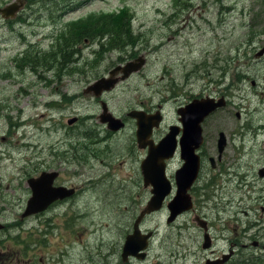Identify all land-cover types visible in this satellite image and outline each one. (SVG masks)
<instances>
[{"label": "rangeland", "instance_id": "374dc122", "mask_svg": "<svg viewBox=\"0 0 264 264\" xmlns=\"http://www.w3.org/2000/svg\"><path fill=\"white\" fill-rule=\"evenodd\" d=\"M15 1L0 0V8ZM26 1L23 12L13 20L12 28L8 20L0 18V195L5 200L0 201V210H6L5 218L14 217L15 203L20 202V206L26 201L23 172L34 174L36 167L46 165L45 160L47 165L70 161L66 172L61 168L60 171L81 187L79 180L87 177H76L73 172H87L90 167L80 168L87 161L101 171L99 162L111 160L115 183L108 187L109 180L103 183L101 178L93 177L100 183L93 187V197L88 194L84 197L86 203H93L95 198L101 203L98 210L93 209L95 227L92 229L90 225L89 228L94 230L95 240L92 238L90 242L114 241L119 233L131 230L149 196L133 182L132 172L139 171L138 162L121 157L124 149L128 152L132 148L134 124L130 122L114 136H105L106 141H111L109 153L104 142L93 145L92 156H88L85 163L75 161L76 150L71 147L77 142L103 138L106 130L97 120L101 112L99 103L85 92L96 87L99 81L120 78L121 72L115 76L110 74L118 66L113 67L114 63L142 51L148 55V60L141 72L128 80H118V86L101 99L114 116L121 118L131 110L140 109L139 103L144 110H160L164 118L155 132L160 138L168 126L176 122L177 106L186 103L191 94L199 90L209 96L227 94L225 108L207 121L206 130L203 128L205 133L208 131V139L214 140L215 132L219 131L230 138V148L225 155L228 167L223 176L227 194L207 192L205 204L202 209L196 206V211L214 223L229 221L227 229L217 232L219 238L221 235L234 239L254 236L252 225L257 219L248 208L256 203L248 201L247 197L249 187H253V197H262L259 201L264 204V179L256 181L254 176L258 165L264 164V55L255 56L264 47V0H179L176 8L171 0H86L81 7L72 10H60L64 0ZM121 9L123 13L119 12ZM112 12L117 13L110 18L113 26L121 24L119 18L127 20L132 33L140 36L138 44L130 41L118 50L113 48L116 46L113 42L110 49L97 50L103 41L108 46L110 34L105 29L92 30L94 42L83 40L76 47L78 52L72 55L73 68L78 69L76 73L54 65L51 70L47 65L35 70L27 64L21 66L20 59L28 44L47 52L54 49L57 37L62 42L76 33L68 26L58 36L55 31L63 29L65 24L88 15H94L91 21L95 22ZM54 56L59 61L58 55ZM220 80L224 84L218 87ZM134 114V111L129 112L128 118ZM73 118L76 120L70 124ZM104 153L107 157L99 156ZM133 155L142 157L139 151ZM168 163L167 170L172 173L182 161L176 156ZM124 171L130 173L126 175ZM103 194L110 195L106 199L102 197L103 200L96 197ZM237 198L241 202L232 203L229 208L226 203L231 205ZM238 207L246 209L247 216L239 212ZM255 208L259 212L260 207L253 206V210ZM80 209L83 210L82 206ZM167 215L164 207L145 216L140 224L142 231L154 232L146 264L203 263L201 243H192L189 256L186 247L179 245L192 236L200 241L195 227L183 229L193 216L187 212L167 224ZM128 219L130 222L126 223ZM177 227L182 228L180 234ZM221 246L225 249L227 245L222 243ZM174 255L178 258H173Z\"/></svg>", "mask_w": 264, "mask_h": 264}, {"label": "flooded vegetation", "instance_id": "af4514ba", "mask_svg": "<svg viewBox=\"0 0 264 264\" xmlns=\"http://www.w3.org/2000/svg\"><path fill=\"white\" fill-rule=\"evenodd\" d=\"M129 56H124L123 58H127ZM218 84H220V82ZM205 91H207V88ZM224 91L227 93V89ZM203 97L208 96L199 90L197 93L191 94L188 98H186V103L180 104L177 106V109L186 105L192 99H201ZM210 97L219 99L220 97H224V95L220 92L215 93ZM144 112L147 114L154 113L152 111ZM215 113L205 119L206 122L204 121L205 123L203 122L202 124L203 141L200 147L196 150V153L199 156L200 170L188 191L193 204V209L189 213L193 216V220L191 223L183 227V229L195 227L198 234H200V241H196L192 236L189 237V239L180 241L179 245L180 247H186L187 256H189L191 254L192 243H201L200 250L203 254V263L201 264H205L208 261H216L231 250H233L234 253L229 260V263L242 264L243 262H247L248 260L243 259L244 257L256 258L264 262V204H262V201H259L262 199V197H253V187H249L250 196H248L247 199L248 201L256 203L253 204V206L258 205L260 207V213L256 211L257 208L253 210V206L248 208L250 211L255 213L254 216L255 219H257L252 225L254 231L251 233L255 234L252 237L234 239L221 235L219 238L217 232H222L224 229H227L229 226V221H224L221 219L222 224L220 220H217L214 223L204 216L202 212L197 213L196 211V206L199 209H202L203 204H205V194L207 192L213 191L216 193L223 192L224 195L227 194V186H224L227 182L223 179V176L225 175L226 166H228V161H226L225 155L227 150L230 148V138L227 137L224 132L219 131L217 133L215 132L214 140L208 139V131L206 133L203 131V128L205 130L208 128L207 121H209V119L214 116ZM123 121L125 122L126 126L129 124V122H133V120L126 118L123 119ZM171 125H178V122L176 121ZM156 131L157 130H154L151 136V139L155 143H157L163 137L157 138V135L155 134ZM220 133L223 134L225 138L224 147L221 153L217 147V141ZM81 144L85 146H91V144L95 145L94 142H77L79 147H83L80 146ZM110 145V140L105 142L106 151L108 153L110 150ZM136 149L140 152H143L137 147ZM136 149L131 148L128 152L126 149H124L121 152V157H129L130 160L138 162L139 165L143 157L138 158L133 155L135 152H137ZM214 155L215 158L213 157ZM99 156L107 157L106 153L102 155L99 154ZM176 156H178L177 152L175 153V157ZM113 159L116 158L113 157ZM47 162L48 161L45 160L44 163L46 165H41V168L39 169L36 167L34 174H40L46 168V171L57 172V176L53 179L51 186L54 188H65L68 194L64 195V197L61 199H57L50 203L43 212L24 217L23 213L26 208V204L31 197V189L27 186V179L33 177L34 174L23 172L22 177L24 178V181H26V188L23 187L24 198L26 199L25 203L20 206V202L15 203L16 211L14 213V217L10 219L5 218L7 215L5 209L0 210V264H146L149 257L150 245L154 232L141 230L140 224L143 219L137 226L141 231V235H144L148 232L152 233L147 249L137 252L139 255L144 254L143 258H136L132 255H129L125 258L123 257L122 248L124 241L134 231L135 221L138 216L136 219H134L131 230L119 233L116 240H102L97 242V244L95 242H90V239L92 238L95 240V232L94 230L91 231L89 228L90 225L92 226V229L95 227L93 209L95 208L98 210L101 203L96 198L94 199L93 203H86L84 202V197L87 194L90 197H93V187H96L100 183V180H95L93 177L101 178L103 183H108L109 180L110 184L108 187H112V184L115 183V180L113 179L115 171L112 170L111 160L99 162L100 165H103V170L101 171H99V169H94L95 167L93 165H89L90 168L87 172H81V175L87 177L85 180H79L81 185H83L81 187L77 186L75 181L71 182L64 176V173L60 171V166L62 163L58 162L57 165H47ZM263 169L264 164L258 165V167L255 169L254 176L256 181H262L264 179V171H262ZM124 173L128 175L130 172L124 171ZM174 173L175 172H166V176L171 184V187L170 185L165 187H169L172 193L175 192ZM132 174L135 176L133 180L135 186L141 188L149 195L147 197V200L149 201L152 193V187H145L144 176L140 170L134 171ZM147 184H151V181H147ZM109 195L110 194H103V196L97 195L96 197L103 200L102 197L106 199ZM171 197L172 196H169L165 203H167ZM0 201L5 202L2 195H0ZM240 202L241 201H239L237 198L231 202V205L230 203L226 204L229 205V208H232V203L239 204ZM80 206H82L83 210L80 209ZM238 209L239 212L241 211L247 216L246 209H241L240 207H238ZM196 217H200L201 219L205 220L206 223L204 228H200L197 225V222L195 221ZM129 222L130 219L126 220V223ZM125 226L127 228V225ZM106 227H108V229L110 228L109 225ZM220 227L221 229H219ZM177 229L178 233L180 234L179 229L182 228L177 227ZM206 234L209 235V247L207 249H203L202 238L204 239ZM235 235L238 234L235 233ZM218 241H220V246H218ZM222 243H226L227 246L225 249L221 246ZM250 248L254 252L250 251ZM184 256L186 257V255ZM175 257L176 256L174 255L173 258ZM177 258L178 257L175 259ZM190 264L199 263L197 261H193V263ZM257 264L261 263L258 262Z\"/></svg>", "mask_w": 264, "mask_h": 264}, {"label": "water", "instance_id": "95a60500", "mask_svg": "<svg viewBox=\"0 0 264 264\" xmlns=\"http://www.w3.org/2000/svg\"><path fill=\"white\" fill-rule=\"evenodd\" d=\"M22 6L23 3L18 1L17 3L0 8V16L4 19L14 18L15 13L18 12ZM263 53L264 48L257 54V56H260ZM137 61V64L128 63L124 67H117L110 73L111 76H114L117 72H121L123 75L120 80H123L131 73L138 72L144 61L141 59H138ZM118 80L119 79H111L108 81H99L100 83L96 82L99 84L94 88H89L85 94L93 93L96 97H99L101 92L109 91ZM223 106H225L223 98L219 99L217 103H214L212 99H207L203 101H193L185 108L177 111L178 120L182 125V135L178 142L180 148L179 158L182 161V165L175 173L177 187L176 194L166 205V209L169 213V217L166 220L167 224L172 223L178 215L190 210L192 207L187 190L195 180L199 170V157L196 155L195 151L199 148L202 142L200 125L206 116L214 112L217 108ZM103 108V114L100 116L101 122L103 124L107 123L108 128L112 131L117 130V128L120 127V124L107 113L105 107ZM152 118L155 119V124L150 122V119ZM74 121L75 119L69 121V123L72 124ZM159 121L160 117L158 115L142 117L137 120L136 137L138 144L140 147L143 146V148L147 145L149 146L147 156L140 166L144 176V185L148 186L147 181H151V185L153 186L152 180L156 181V183H154V191L152 190L150 201L135 221L134 232L125 239L122 248L124 258L129 255L140 259L143 258L144 254L139 255L137 252L146 249L147 239L150 237L151 233L141 237L140 231L137 227L138 223L145 215L160 210L165 197L170 192V188L165 187L169 186V183L164 176L165 164L163 162L164 160L173 157L177 143L175 136L178 133V128L171 127L168 134L159 141L156 146H154L153 143L148 142L147 139L151 133L152 127H157ZM224 140V135L220 134L217 142L219 152H221L224 147ZM262 171H264V169ZM56 176V173H42L37 178H30L27 180V185L31 189V197L26 204L23 213L24 217L43 212L50 203L57 199H61L64 195L68 194L64 188H53L51 186V183ZM198 225L200 227H205L203 221L198 222ZM207 247L208 244L204 243L203 248ZM226 260L227 256L221 261L206 262L205 264H223Z\"/></svg>", "mask_w": 264, "mask_h": 264}, {"label": "trees", "instance_id": "16d2710c", "mask_svg": "<svg viewBox=\"0 0 264 264\" xmlns=\"http://www.w3.org/2000/svg\"><path fill=\"white\" fill-rule=\"evenodd\" d=\"M174 8H176L177 3L179 0H171ZM74 3V0H64V7L62 10L65 8H68L70 10L76 9L82 5L81 1H77ZM119 12L123 13L124 9H121ZM92 16H87L81 19H78V21L72 22L65 24L63 26V29H59L56 31V34L61 32L62 30L66 29L68 26L71 29H74L76 33L70 34V37L68 39H62L63 41L61 42L60 39H56L54 49L51 48V50L47 52H42L41 50L38 49V47H34L31 45H27L29 47L22 53V57L20 59L21 66L23 64H27V66H33V70H35V67H41L47 65V69L51 68V65L58 66L61 68V70L67 69L71 70L76 73L78 71L77 68H73V63L75 64L73 60V54L78 52L76 47L80 44L83 43V40H88V42H94L93 40V32L92 30L96 31H102L105 29L109 34L115 33V31H119L116 34H112L108 47L105 49H110V47L113 45V42L116 44L113 48L117 47V49H121L125 46H127L130 41L134 42L135 39L131 36V31H130V26L127 20H122V18H119L121 21V24L113 26L112 23H109V17H103L98 19L95 22L91 21ZM83 19H86L85 21ZM123 22H126L127 24H123ZM65 32V31H64ZM55 33L51 36V39L55 37ZM75 48L74 52L73 49ZM70 50L72 52H70ZM104 50V49H103ZM42 52V53H41ZM54 54L58 55L59 61H57V57L54 56ZM80 68V67H79ZM82 69V68H81ZM51 70V69H50ZM81 74V73H78Z\"/></svg>", "mask_w": 264, "mask_h": 264}, {"label": "bare ground", "instance_id": "6f19581e", "mask_svg": "<svg viewBox=\"0 0 264 264\" xmlns=\"http://www.w3.org/2000/svg\"><path fill=\"white\" fill-rule=\"evenodd\" d=\"M73 132V131H72Z\"/></svg>", "mask_w": 264, "mask_h": 264}]
</instances>
